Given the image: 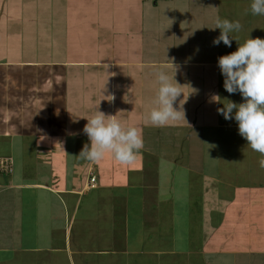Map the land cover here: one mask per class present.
<instances>
[{"label":"crops","instance_id":"obj_1","mask_svg":"<svg viewBox=\"0 0 264 264\" xmlns=\"http://www.w3.org/2000/svg\"><path fill=\"white\" fill-rule=\"evenodd\" d=\"M173 2L167 5L172 13ZM133 3L0 1V264H63L64 260L69 261L67 264H167L168 260L161 261L162 256L180 255L182 251H196L201 258L202 254L211 255L219 264H264V169L259 166L264 157L254 151L255 167L244 162L243 169L237 171L236 158L218 159L216 154L212 163L215 161L216 169L219 161L224 172L219 173V167L215 173L207 174V160L201 166L207 148L197 146L209 132L215 136L219 133L215 145L221 151L230 141L243 151L251 149L246 147L248 142L239 134L234 118L226 120L218 112L216 121L207 120L212 109L208 104L214 103L217 111L227 100L244 102L239 92L229 94L225 90L218 58L235 52L250 38L264 39V15L252 14V0L176 3L184 4L183 10L189 18L192 16V23L211 21L216 25L219 18L239 21L243 27L229 33L231 47L221 41L214 53L219 57L196 58L189 56L187 49L166 62L147 60L145 52L157 41L138 38L142 11L138 13L137 1ZM128 4L132 12L136 6L135 15L127 16ZM153 28L149 26L147 31ZM176 28L177 39L189 42L186 29ZM220 34L219 29L216 35ZM163 66L168 67L171 82L183 90L174 107L179 110L181 101L186 119L155 127L146 117L156 107L149 103L156 97L160 86L157 73ZM214 95L222 102L214 101ZM193 107L201 111L200 117H193V111H197ZM98 111L116 115L124 127L141 130L144 147L130 164L132 169L111 154L98 163L79 157L84 145H90L83 132L87 118ZM151 133L154 138L150 140ZM183 139L199 151V162L197 156V163L184 158L179 162L175 150H180L178 143ZM165 149L166 155L161 152ZM150 152L158 159L156 166L163 158L174 177L175 169L185 168L187 202H176V186L182 187L183 197L187 190L172 183L171 172L161 179L159 169L154 174L150 171L154 167L143 168L139 159ZM248 156L244 155L250 162ZM92 172L97 178L94 187L88 184ZM193 175L199 181L209 178L223 183L228 192H218L211 182L208 185L213 189L201 199H194ZM132 194L134 199L138 197L135 202L130 200ZM196 205L203 206L204 217L211 218V232L205 234L207 238L200 249L177 248L170 237L174 245L161 248L159 240L165 227L169 226V234L172 231L184 240L190 228H197L192 212L198 211L200 217L202 207ZM119 206L133 209L122 210L123 216L117 214ZM102 210L110 214L106 223L112 222V233L98 231L101 235L97 240H87L83 232L78 236L83 241L75 244L71 237L74 226L90 228L89 224L95 223L89 222L94 218L92 214L99 211V216L103 215ZM204 258L199 260L207 259Z\"/></svg>","mask_w":264,"mask_h":264},{"label":"rangeland","instance_id":"obj_2","mask_svg":"<svg viewBox=\"0 0 264 264\" xmlns=\"http://www.w3.org/2000/svg\"><path fill=\"white\" fill-rule=\"evenodd\" d=\"M0 1H127V3L130 4H134V1H137V12L139 13L140 11H142V16L141 19L142 21L140 23H138L141 28H139L140 30H138L139 33L138 34V38H145V40H147L148 38H152V40L157 41L156 44L154 42V46L150 48V50H148V52H145V56H149L147 58L148 59H162L163 61L169 62L171 61L172 58H177L180 57L181 54L180 53H185L186 50L188 49L187 54H189V56H195L196 58H198L200 55L205 56V57H209V58H213V56L219 57V54H214L216 52V50H219V45H214L213 41L218 37L217 32H218V28L215 29L216 25L214 23H211V21H208L205 24H198V23H192V21H190L189 18L186 14V12H184V4H177L176 3H181L183 1H191V0H0ZM140 1H142V6H140ZM172 1H174L173 3L175 4V12L172 13V9L167 6L168 4H170ZM200 1V0H197ZM210 1H214V0H210ZM219 1V0H216ZM233 1H230L229 3L232 4ZM160 4V9L159 7L157 8V6H155L154 4ZM38 5V3H37ZM126 7V6H124ZM181 10V12H179ZM127 16H131L136 14V6L134 11L132 12L131 9L129 8V4L127 6ZM203 23V22H202ZM193 24V25H192ZM154 27L152 30L147 31V29ZM178 27L179 29H186V37L188 38L189 42H182L180 40L177 39L176 35H175V28ZM177 29V28H176ZM151 32V33H150ZM174 32V33H173ZM170 33V34H169ZM183 35V34H182ZM179 42H182L179 44ZM206 42V43H205ZM175 51H172V50ZM216 49V50H215ZM154 50V52H153ZM202 51H205V55L202 54ZM151 52H153L151 54ZM180 52V53H178ZM173 55V56H172ZM177 56V57H176ZM168 67L167 66H163L160 68V70H163L164 72H166V74L168 73L167 71ZM175 82V80H174ZM209 83V81H208ZM183 92V90H181ZM202 92V91H201ZM200 92V94H201ZM199 98H197L198 100ZM230 99V97H229ZM213 101V100H211ZM214 102V101H213ZM227 102V101H226ZM198 101L195 102V104L197 105ZM154 104V103H149ZM193 104V102H192ZM209 107H212V109L209 108L208 111V117L207 120L212 122V121H216L217 120V114H218V110L214 111L213 107H214V103H209L208 104ZM193 110H197V111H193V117H200L201 115V111L198 110L196 107H193ZM195 115V116H194ZM202 121H204V118H201ZM200 120V119H199ZM208 131V130H207ZM219 134V133H218ZM217 134V135H218ZM154 133L149 134L150 137H148L150 140L151 138H154ZM217 135L215 136L212 133L206 132L204 133L202 139H200V141L197 142V146H202V147H206L207 151L204 150L203 151V157L202 158V164L201 166L203 167V164L205 165V162H203L204 160H207V164L205 165V168L207 169V174H209V172L211 173H215V170H217V168L219 169V167L221 169H219V173L224 172L222 168H224V166H220L219 161H218V167H216L215 169V161H213L212 163V159L216 157V154H218V159H233L236 162H238V170L243 169V164L244 162H246L247 164L245 165H249V166H253L255 167V162H256V155L254 154V151L251 152V149L245 150L243 151V148H239L237 146V144L232 143L231 141L229 142L230 144H224L226 145L225 149L230 150V153H228V151H226L224 149V151H221V149H219V145L217 147V145H215L218 140H217ZM152 136V137H151ZM219 136V135H218ZM222 138V136H221ZM177 140L179 141V139L177 138ZM184 140V139H183ZM166 142V141H165ZM179 149L181 150H175L176 153H178L179 156L175 155L176 157H180L179 158V162H183V158L186 161H193V163L196 162V160L198 158H201V154L199 153V151H196V148L192 146V144H190L188 141L184 140V142H179L178 143ZM182 146V149H181ZM241 147V146H240ZM248 148H250V146H246ZM223 149V148H222ZM156 152V151H155ZM161 152L168 154V150H161ZM243 152V154H242ZM33 155V153H32ZM244 155H249L247 157V159H250V162H247L245 160ZM192 156V157H191ZM195 156H197V159L195 158ZM158 160V159H157ZM156 156L152 155V153H146L144 158H140L139 162L142 163L144 166V169H153L150 170L152 171L154 174H158V169L160 170V177L161 179H166V176L168 175V173H170L168 171V163L162 158L160 161H163L159 164V166L157 167L156 165ZM200 161V159H198V162ZM158 163V162H157ZM192 163V162H190ZM197 163V162H196ZM199 165V164H198ZM127 166V165H126ZM135 166V165H134ZM140 166V165H138ZM174 165L172 166V168L174 169ZM194 167V166H193ZM133 167H131V165H129V169H132ZM1 169V168H0ZM9 170V168H8ZM3 171H5V167L3 168ZM185 171V168L183 166H181L178 169H175V177H174V173L172 174V172L170 173L171 178L173 179L172 183L175 182L176 185H183V191L187 190V196H182V194L180 192H182V187L178 188L176 186L177 189V194L175 191H173V195L176 197L175 200L176 202H183L186 201L187 202V197H188V188H187V176L183 175ZM151 172V174H152ZM134 174V173H133ZM138 175V173H137ZM134 177V176H133ZM146 177V176H143ZM156 177V176H154ZM192 197L195 199H201V197L203 195L206 194V192H209V190L211 189H215V190H223L225 192H228L223 186V183L220 182H215L213 180H210L209 178L206 179V181H199L198 178L196 179V177L193 175L192 176ZM135 181V179H134ZM156 181H158V178L156 177ZM209 181V182H208ZM133 182V181H132ZM211 182L214 183V186H212L213 188H210L209 185H211ZM171 183V182H170ZM209 183V185H208ZM208 185V186H207ZM138 189V188H136ZM151 191V190H150ZM219 192V191H218ZM133 193V192H132ZM137 196V195H136ZM134 199V194H132L130 197V200L135 202L136 197ZM190 196V195H189ZM179 204V203H177ZM202 204V203H201ZM132 207L134 206V209H136V205H131ZM125 207L123 206V208L121 209V206H119V212L117 210V214H121L124 216V214H122V210H128V212L132 211V207ZM199 207V209L201 208V216L199 217L198 215V211L195 210V212H192V218L195 219L193 221L197 222V228L196 229H189L187 232V236L188 238H185V240L180 237L177 236L176 234H171L172 231H167V228L169 227H165V230L162 232V234L160 235V240H159V244L161 243V248H167V247H171L172 245H174L173 243L170 242L169 237L175 242V246L177 248H183L187 249V247L189 248H195V250H199L200 246L202 243H204V241L207 238V235L211 232L210 228H209V223L211 221V218L209 219V217H204V212L203 209L204 207L201 205H196ZM105 205H103V207L101 209H104ZM189 208V204L188 207ZM96 209L98 210L99 207H96ZM103 213V215L101 214L99 216V211L97 213H93L92 216H94L93 219H91L89 222H92L94 220L95 223H88L90 225V228H83L84 230H81L80 227L78 228V224H76L74 226V229L72 230V235L71 237H73L74 243L76 244L77 242L80 243V240L83 241L79 236L80 233L85 232V237L87 240H92V239H98V237H100L101 234H97L98 231H103L102 233L106 234V233H110V227L112 222H110L109 224H107L106 222H108L109 218H110V214L108 212H105L104 210L101 211ZM111 213V212H110ZM118 215V216H121ZM214 215V213H213ZM212 215V216H213ZM83 215L80 214L79 217H82ZM99 216L98 219H96ZM210 216V217H212ZM78 217V218H79ZM203 217V219H202ZM216 216H213V219H215ZM130 218V217H129ZM196 218H198L196 220ZM207 220V224H205V220ZM221 219V214H219V220ZM217 220V218H216ZM75 222H79V220H76ZM131 223V221H130ZM202 223L203 227H205V229H202ZM129 226V224H128ZM177 226V225H176ZM194 226V224H193ZM86 227V226H85ZM177 228V227H176ZM176 228L173 229V231L176 230ZM209 228V229H208ZM88 231V232H87ZM110 231V232H109ZM187 231V230H186ZM115 232V231H114ZM112 233V232H111ZM117 232H115L116 234ZM166 233H168L169 235L166 236ZM103 234V235H104ZM207 234V235H205ZM200 235H204L200 236ZM117 236V234H116ZM200 236V237H199ZM185 237V236H184ZM117 239V238H116ZM188 239V240H187ZM103 240V239H101ZM88 242V241H87ZM135 245V244H134ZM133 245V246H134ZM194 254H186V253H182L180 255H175V256H170V255H165L162 256L161 261L164 263L167 260V264H219V260L218 259H214L211 257V255H203L202 257L198 254H196L197 252L194 251ZM201 259H205L204 257H207L206 260L204 261H200ZM78 259V257L76 258ZM75 260V259H74ZM65 261V260H64ZM63 264H67L69 261L64 262ZM78 261V260H77ZM227 264V263H226Z\"/></svg>","mask_w":264,"mask_h":264},{"label":"clouds","instance_id":"obj_3","mask_svg":"<svg viewBox=\"0 0 264 264\" xmlns=\"http://www.w3.org/2000/svg\"><path fill=\"white\" fill-rule=\"evenodd\" d=\"M251 12L253 15H264V0H252ZM242 27L239 21L218 18L215 29H220L221 34L213 41L214 45L222 41L231 47L229 33L238 32ZM218 66L224 76L225 90L229 94L239 92L244 100L237 104L224 99L228 101L224 103L218 95H214V101L224 104L218 112L226 120L234 118L238 122L239 134L246 139L248 146L264 157V39H248L235 52L219 57ZM157 79L160 86L153 101L156 107L151 109L146 121L155 127H165L186 119L181 101L179 110L174 107L183 93L180 87L173 84L163 70L157 73ZM87 121L83 132L88 136L90 145L85 144L81 150L79 157L82 160L98 163L106 154H111L120 164L130 165L144 147L141 130L135 126L124 127L116 115L98 111ZM259 166L264 169V158L259 160Z\"/></svg>","mask_w":264,"mask_h":264},{"label":"built area","instance_id":"obj_4","mask_svg":"<svg viewBox=\"0 0 264 264\" xmlns=\"http://www.w3.org/2000/svg\"><path fill=\"white\" fill-rule=\"evenodd\" d=\"M9 168V170H11V168L10 167H8ZM96 175L92 172V173H90V179H89V186L90 187H94V186H96Z\"/></svg>","mask_w":264,"mask_h":264}]
</instances>
